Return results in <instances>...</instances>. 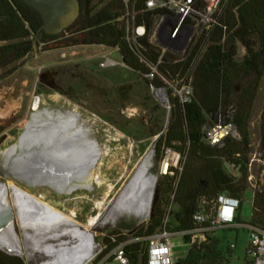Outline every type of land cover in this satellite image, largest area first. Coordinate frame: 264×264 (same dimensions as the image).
Returning <instances> with one entry per match:
<instances>
[{
  "label": "rangeland",
  "instance_id": "obj_1",
  "mask_svg": "<svg viewBox=\"0 0 264 264\" xmlns=\"http://www.w3.org/2000/svg\"><path fill=\"white\" fill-rule=\"evenodd\" d=\"M67 35H70L69 31L65 37ZM243 52L241 48L240 53ZM107 60L114 64L107 65ZM123 63L116 49L83 45L67 47L56 41L40 43L38 52L19 63L16 72H8L16 64L0 70V184L6 186L9 199L15 191L27 193L63 216L72 217L79 225H86L90 217L98 215L95 202L102 201L110 192L100 215L103 219L145 156L152 152L149 174L156 177V185L150 216L140 223H132L134 226L130 230L125 229L128 223L120 220L88 232L94 253L86 264H119L111 259L115 250L98 260L105 249L104 239L113 231H120L130 237L126 243L136 240L131 233L152 217L153 205L159 196L161 166L172 161V153L164 152L160 156L156 153L157 141L170 121L169 111L153 94L149 83ZM263 102L264 79L251 118L254 152L259 149ZM39 109V120L36 124L31 123L32 115ZM219 114L224 115V112ZM8 159L10 166H7ZM39 159L61 169H72L74 165L80 166L93 159V172H89L88 167L82 173L92 175L89 182L93 187H79L59 195L44 179L32 177ZM225 170L229 175L239 177L238 171L229 165H225ZM98 177L102 179V185L98 184ZM40 193L47 197L41 199ZM252 198L253 190L247 184L240 212L243 224L250 223ZM10 204L13 207L11 199ZM14 220L10 235L12 239L17 236L20 240L22 254L19 256L25 261L28 258L32 264H45L42 250L37 244L23 239L19 223L15 217ZM236 228L237 231L220 228L215 231V236L224 250L231 244L236 246L231 264H245L249 235L242 226ZM171 243L177 256L187 254L188 246L182 233H172ZM3 250L18 256L14 248Z\"/></svg>",
  "mask_w": 264,
  "mask_h": 264
},
{
  "label": "trees",
  "instance_id": "obj_2",
  "mask_svg": "<svg viewBox=\"0 0 264 264\" xmlns=\"http://www.w3.org/2000/svg\"><path fill=\"white\" fill-rule=\"evenodd\" d=\"M81 3V16L67 31L56 37L41 32L40 43L60 38L67 47L105 46L117 49L126 66L141 75L147 68L140 62L139 54L125 39L123 23L118 21L125 11L123 0H89V17L86 1ZM137 10L146 0H135ZM140 22V17L136 19ZM149 28L153 20L146 14ZM224 32L216 28L203 57L193 71V93L188 102L172 97L170 121L156 145L157 156L170 150L183 158L182 170L173 176H162L158 182V199L153 205L150 220L134 231L133 242L120 231H113L104 239L105 249L98 260L123 247L127 264H148L149 243L146 238L166 229L169 233H184L200 225L194 220L197 213L215 215V205L220 195L226 194L240 200L247 190L249 155L252 140L250 124L254 106L264 78V0H230L220 18ZM42 26L40 15L22 0H0V70L10 68L16 72L30 54L34 53V40ZM141 52L156 60L147 41ZM241 48L244 54L240 53ZM184 68H187L184 67ZM171 75L181 66H163ZM155 86H163L155 83ZM230 112L240 139H227L222 147L209 145L204 138V128L216 121V115ZM1 130V129H0ZM1 132V131H0ZM260 150L264 159V104L260 116ZM225 165L238 171L239 177L228 174ZM176 208L173 210V208ZM240 209L236 222L240 223ZM250 225L264 229V185L253 196ZM210 227L209 220L203 223ZM237 231L236 229H228ZM188 251L180 264H231L233 248L220 247L215 232L206 233L204 241L190 242L183 235ZM111 259H115L114 257ZM0 264H26L19 256L0 250ZM245 264H253L247 257Z\"/></svg>",
  "mask_w": 264,
  "mask_h": 264
},
{
  "label": "built area",
  "instance_id": "obj_3",
  "mask_svg": "<svg viewBox=\"0 0 264 264\" xmlns=\"http://www.w3.org/2000/svg\"><path fill=\"white\" fill-rule=\"evenodd\" d=\"M123 1L125 11L118 21L123 23L126 41L136 50L140 62L147 68V72L140 76L149 83L153 94L166 105L170 113L169 92L182 103L190 100L193 93L191 83L194 68L207 50L214 30L221 28L226 31V26L221 25L220 18L230 0H146L141 10H137L135 0ZM146 14H150L153 20L151 28L144 21ZM137 17H140V22L136 20ZM56 41H60V38L50 42ZM143 41H147L151 46L153 54L157 55L156 60H151V56L141 52L144 49ZM112 63L114 64L107 60L106 64ZM123 65H126L125 62ZM165 65L181 66V69L171 75L162 71L161 68ZM186 66L187 68H184ZM155 83H161L163 86L157 87ZM204 138L209 145L217 147H222L227 139L239 140L231 113L217 114L216 121L204 128ZM168 152L172 153V161L170 163L168 160L165 165L162 164L161 176H173L174 170H182L181 164L178 167L179 161L182 160L181 155L170 150L166 151ZM256 163L264 164L260 145L259 149L255 152L253 149L249 155L248 182H254L251 173ZM263 185L264 176L253 183L254 194L260 192ZM239 209V199L222 194L217 199L215 215L197 213L194 220L200 225L199 228L182 234L190 236V242L193 244L204 241L208 232H215L220 228L237 229L236 227L242 226L249 235L247 258L253 264H264V229L237 223ZM207 220L210 222V227L202 226ZM171 236L172 233L164 228L146 238L149 243L148 264L179 263L182 257L173 253ZM124 245L123 243L118 246L113 255L114 260L119 264H127L123 253ZM231 248H235V245L231 244Z\"/></svg>",
  "mask_w": 264,
  "mask_h": 264
},
{
  "label": "bare ground",
  "instance_id": "obj_4",
  "mask_svg": "<svg viewBox=\"0 0 264 264\" xmlns=\"http://www.w3.org/2000/svg\"><path fill=\"white\" fill-rule=\"evenodd\" d=\"M40 110L32 115L31 123H37ZM27 124L30 125L29 122ZM93 163V159H90L80 166L74 165L72 169H61L56 165L49 166L48 162L39 159L38 167L33 170L32 177L44 179L59 195L79 187L91 188L93 185L89 182V178L92 175L88 172L82 173L88 170V167L89 172L92 173ZM151 163L152 152L145 156L134 176L121 190L103 219H100V215L110 192L106 193L102 201L95 202L98 215L90 217L86 225H79L72 217L63 216L42 200L21 191H15L10 196L12 207L7 188L0 187V243L4 248L6 246L22 252L18 237L15 236L14 240L10 235L14 230L15 217L23 239L38 245L45 256V264H86L94 253L88 241V232L95 231L96 227L114 225L120 220L128 224L140 223L150 216L156 185V177L149 174ZM7 166H10V159ZM97 181L102 185L103 181L100 177ZM41 197L44 200L47 196L42 193Z\"/></svg>",
  "mask_w": 264,
  "mask_h": 264
},
{
  "label": "water",
  "instance_id": "obj_5",
  "mask_svg": "<svg viewBox=\"0 0 264 264\" xmlns=\"http://www.w3.org/2000/svg\"><path fill=\"white\" fill-rule=\"evenodd\" d=\"M27 6L36 11L41 19L42 26L35 36L34 53L38 52L37 38L41 32L56 37L71 28L81 16V3L79 0H22ZM86 1V13L89 17V0ZM2 189H6L4 184H0ZM134 224H128L125 229L130 230ZM6 247V246H5ZM4 249V245L0 243V250ZM17 251L18 256L22 254ZM20 257V256H19ZM26 264H32L27 258ZM180 264V263H176Z\"/></svg>",
  "mask_w": 264,
  "mask_h": 264
},
{
  "label": "crops",
  "instance_id": "obj_6",
  "mask_svg": "<svg viewBox=\"0 0 264 264\" xmlns=\"http://www.w3.org/2000/svg\"><path fill=\"white\" fill-rule=\"evenodd\" d=\"M244 51V50H243ZM242 54H244V52L242 53ZM264 79V78H263ZM262 83H263V81H262ZM261 87H262V84H261ZM261 87H260V91H261ZM260 91H259V93H260ZM259 95V94H258ZM257 101V100H256ZM256 104V103H255ZM263 104H264V102H263ZM254 108H255V106H254ZM262 109H263V107H262ZM261 113H262V110H261ZM261 116V115H260ZM250 126H251V124H250ZM259 145H260V140H259ZM232 168V167H231ZM261 168H263V170L262 171H260V169ZM253 170L254 171H252V173H251V176L254 178V182H248V184L250 185V187H251V189L253 190V196H254V189H253V183H255V182H257V180H260L261 178H262V176H264V164H255L254 165V168H253ZM256 170V171H255ZM238 178V177H237ZM249 189V188H248ZM247 191V190H246ZM245 195V194H244ZM244 198V197H243ZM244 201V200H243ZM252 201H253V198H252ZM242 204H243V202H242ZM242 204H241V207H240V211H241V209H242ZM236 247V246H235ZM174 253V252H173ZM175 254V253H174ZM176 255V254H175ZM177 256V255H176Z\"/></svg>",
  "mask_w": 264,
  "mask_h": 264
},
{
  "label": "flooded vegetation",
  "instance_id": "obj_7",
  "mask_svg": "<svg viewBox=\"0 0 264 264\" xmlns=\"http://www.w3.org/2000/svg\"><path fill=\"white\" fill-rule=\"evenodd\" d=\"M2 132H0V135H1Z\"/></svg>",
  "mask_w": 264,
  "mask_h": 264
}]
</instances>
